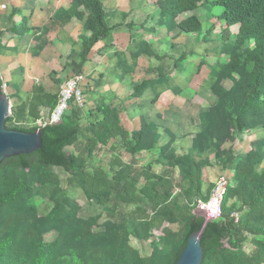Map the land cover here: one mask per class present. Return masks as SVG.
<instances>
[{
    "label": "trees",
    "instance_id": "1",
    "mask_svg": "<svg viewBox=\"0 0 264 264\" xmlns=\"http://www.w3.org/2000/svg\"><path fill=\"white\" fill-rule=\"evenodd\" d=\"M71 1L87 13L85 27L90 34L80 53L85 62L93 47L107 38L112 28L105 21L103 0ZM157 7L170 28H178L184 34L199 33L203 39L211 35L214 25L195 16L178 23L175 19L202 8L210 15L208 19L215 16L227 30L236 27L234 41H228L221 50L227 60L212 70L215 78L211 90L214 95L217 93V103L208 117L210 126L194 142L201 152L214 145L216 165L232 174L221 219L207 222L196 214L197 201H207L210 194L202 191L206 160H194L190 153L175 155L170 133L161 148L143 120L140 129L129 135L120 124L119 110L112 104L97 106L94 121L85 126L80 123L78 109L70 107L59 123L38 127L35 122L43 117L40 110L49 108V114L58 98L36 87L27 103L11 107L5 122L9 130H38L42 146L30 155L0 164V264H175L188 237L200 231L201 264H264V137L253 141L248 152L238 159L230 148L220 150L226 142L239 141L251 130L261 129L264 133V0H160ZM75 17L77 14L61 15L56 24L62 27ZM223 80L231 83L228 90L220 87ZM149 84L137 86L134 96H140ZM2 87L0 78V95L4 93ZM28 124L31 126H22ZM79 137L85 141L87 157L98 146L106 147L115 139L131 155L158 151L160 165L176 168L186 186L175 183L170 171L156 175L150 165L144 166L133 180L123 181V190L116 194L119 202L138 206L112 225L107 224L110 236L96 232L95 220L77 219L75 204L60 191L58 177L50 169H62L68 176V185L79 188L88 201L100 206L107 204L115 184L123 177L121 172L110 177L101 167L89 174L82 155L65 151ZM17 170L22 174L20 178L14 174ZM108 171L116 170L111 166ZM139 179L143 184L137 188ZM35 181L50 187L51 198L56 201L52 211L39 217L30 206ZM233 214L238 215L237 221ZM164 224L176 225L177 233L162 229ZM55 229L59 230L56 240L43 243L42 235ZM156 231H161V237L153 236ZM128 237L139 242L151 241L149 256L139 258L128 247ZM246 244L252 247L249 253L244 249Z\"/></svg>",
    "mask_w": 264,
    "mask_h": 264
},
{
    "label": "rangeland",
    "instance_id": "2",
    "mask_svg": "<svg viewBox=\"0 0 264 264\" xmlns=\"http://www.w3.org/2000/svg\"><path fill=\"white\" fill-rule=\"evenodd\" d=\"M158 1L160 0H103L105 21L112 28L111 32L93 47L86 61L82 62V44L90 34L85 27L87 13L82 7H75L71 0H0V21L4 18L9 20L10 34L17 32V26L22 28L17 32L21 36L18 38L17 50L20 52L18 54L14 51L19 88L10 97L11 107L27 103L32 89L41 86L49 94L59 98L67 80L83 76L79 87L83 94L82 110L79 111L82 126L94 121L97 106L112 104L119 110L120 124L129 135L140 129V121L143 120L148 132L156 136L159 148L168 142L170 133L174 137L171 147L175 155L190 153L194 160H206L203 169L216 168L215 146L210 145L201 152L194 147V142L210 126L208 117L217 103V93L214 95L211 90L215 78L212 70L215 65L227 60V55L221 50L224 45L229 44L228 41H234L236 27L227 30L218 23L215 16L210 20V15L199 8L178 16L175 22L195 16L203 23L214 25V31L205 39L199 33L184 34L178 28H170L164 22L167 20L160 17ZM29 13L31 16L28 18L26 16ZM18 14L21 18L15 26L12 20ZM66 14H77V17L70 20V25L74 26L70 30L69 26L58 27L56 24L59 16ZM1 25L0 22V30ZM27 25L28 28L24 29ZM3 35L0 31V44L3 40L6 43ZM141 83L150 84L145 86L140 96H134L135 88ZM3 85V92L9 93V85L5 79ZM220 87L228 90L231 83L223 80ZM72 106L77 108L75 104ZM48 109L41 112L44 119L48 115ZM22 126L27 128L31 125ZM263 137L261 129L251 130L239 141L226 142L220 150L230 148L238 159L248 152L253 141ZM84 145L85 141L79 137L65 151L82 155L89 174L97 167L103 168L110 177L115 172L122 173L123 180L115 184L105 206L88 201L79 188L68 185V176L62 169L51 168L50 173L58 177L60 191L75 204L77 219L95 220L96 227L93 230L96 232H104L110 236L107 224L112 225L119 217L126 216L138 206L119 202L116 194L123 190V181L133 180L144 166L150 165L151 172L156 175L170 171L175 183L186 186L176 168L168 169L160 165L158 151H140L131 155L120 140L115 139L106 147L98 146L87 157ZM111 166L116 171L109 172ZM14 174L18 178L22 175L19 170ZM142 184V179H139L135 185L139 188ZM211 186L213 187L209 185L208 192L212 189ZM52 193L50 187L40 186L37 182L33 184L30 206L37 217L54 209L56 201L51 198ZM180 203H183L182 199ZM144 205L145 201L139 207L143 208ZM163 228L172 234H176L178 230L174 224H164ZM58 234L57 229L48 231L42 235V242L51 244ZM153 236L161 237V231L154 232ZM127 241L128 247L139 258L149 256L151 241L139 242L131 237ZM244 249L249 253L252 247L246 244Z\"/></svg>",
    "mask_w": 264,
    "mask_h": 264
},
{
    "label": "water",
    "instance_id": "3",
    "mask_svg": "<svg viewBox=\"0 0 264 264\" xmlns=\"http://www.w3.org/2000/svg\"><path fill=\"white\" fill-rule=\"evenodd\" d=\"M10 102L3 93L0 95V164L5 160L18 156H27L41 149L42 134L36 130L33 133L9 130L5 126L9 117ZM196 214L204 217V214ZM202 232L191 234L186 242L184 250L181 252L175 264H201L202 249L200 246Z\"/></svg>",
    "mask_w": 264,
    "mask_h": 264
},
{
    "label": "built area",
    "instance_id": "4",
    "mask_svg": "<svg viewBox=\"0 0 264 264\" xmlns=\"http://www.w3.org/2000/svg\"><path fill=\"white\" fill-rule=\"evenodd\" d=\"M83 76H76L67 80L62 87L59 94L58 102L55 108L44 117H41L35 122L38 127H45L46 125H55L61 121L62 116L69 110L72 105H76L78 111L82 110L83 96L80 90L81 81ZM4 88V85L2 89ZM4 91V89H3ZM72 102V103H71ZM11 114V108L9 110V116ZM229 185V176L225 173L220 174L213 183V187L210 191L207 201H197L196 211L204 214V218L207 222L218 221L222 217V203L226 195V191ZM233 217L237 221L238 215L233 214Z\"/></svg>",
    "mask_w": 264,
    "mask_h": 264
},
{
    "label": "crops",
    "instance_id": "5",
    "mask_svg": "<svg viewBox=\"0 0 264 264\" xmlns=\"http://www.w3.org/2000/svg\"><path fill=\"white\" fill-rule=\"evenodd\" d=\"M30 16H31V14L29 13L26 17L29 18ZM23 17H25V16H23ZM37 17H39V16H37ZM20 18H21L20 14H18L17 16L15 15L14 19L12 20V22L15 23V26L18 25L17 22L20 21ZM0 22L2 24L1 25L2 28L0 31H2L4 33L3 38H6V40H5L6 43L4 44L3 43L4 40H3L0 44V52H2V54H0V78L2 79V81H3V79H5V81L9 85V88H8L9 93L6 92L5 95L7 96L8 100L10 102V100L12 98L11 95L12 96L15 95L14 94L15 91L17 90V88H19L18 87L19 84L17 83L19 81V78H18L19 76H18L17 69H16L17 57H14V51L17 53L20 52L17 50L19 47L18 38H21V36L17 32H19V29H22V28L17 26L15 28L17 30V32L10 34V31H9L10 30V28H9L10 22H9V20L4 18V20H1ZM71 23H72V21H70L69 23H67V25H64V26H69L68 30H70L72 27H74L73 25H70ZM64 26H62V27H64ZM26 28H28V25L24 29H26ZM68 35H69V33H68ZM70 36L71 37L73 36V32H71ZM2 44H4L3 47H1ZM21 57H22V59H24L23 55H21ZM15 58H16V60H15ZM21 62H23V61L21 60ZM14 83H16L17 85H12ZM35 85H38V84H35ZM41 88L43 89L42 86H41ZM44 91L46 93H48L46 90H44ZM31 97H32V93H31L29 100L31 99ZM21 104H23V103H21ZM40 111L42 112L43 109H41ZM215 167L216 168L207 167V168L202 170V181H203L202 191L203 192L207 191L209 185H213L214 181L216 180V178L220 174L225 173L229 177L232 176L230 171H228V170L223 171L220 167H217V166H215Z\"/></svg>",
    "mask_w": 264,
    "mask_h": 264
}]
</instances>
